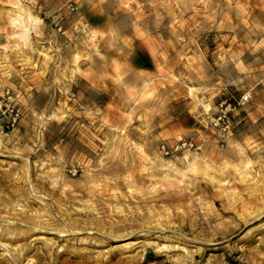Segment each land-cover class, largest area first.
I'll return each mask as SVG.
<instances>
[{
    "label": "rangeland",
    "instance_id": "1",
    "mask_svg": "<svg viewBox=\"0 0 264 264\" xmlns=\"http://www.w3.org/2000/svg\"><path fill=\"white\" fill-rule=\"evenodd\" d=\"M0 264H264V0H0Z\"/></svg>",
    "mask_w": 264,
    "mask_h": 264
},
{
    "label": "built area",
    "instance_id": "2",
    "mask_svg": "<svg viewBox=\"0 0 264 264\" xmlns=\"http://www.w3.org/2000/svg\"><path fill=\"white\" fill-rule=\"evenodd\" d=\"M250 98L251 96L248 94L242 96L239 100L223 102L212 120V128L215 129L221 136H226L229 134L231 127V115L248 104ZM203 147V145L194 142L193 140H180L174 144H161L160 152L165 158H170L182 154L185 151L195 150L199 152L203 150Z\"/></svg>",
    "mask_w": 264,
    "mask_h": 264
},
{
    "label": "bare ground",
    "instance_id": "3",
    "mask_svg": "<svg viewBox=\"0 0 264 264\" xmlns=\"http://www.w3.org/2000/svg\"><path fill=\"white\" fill-rule=\"evenodd\" d=\"M168 247H169V246H168ZM168 247H167V246L161 247V248L159 249V251H163V250L167 249Z\"/></svg>",
    "mask_w": 264,
    "mask_h": 264
}]
</instances>
